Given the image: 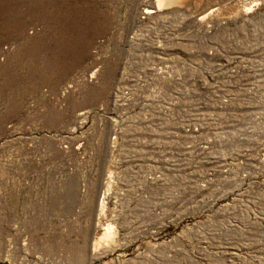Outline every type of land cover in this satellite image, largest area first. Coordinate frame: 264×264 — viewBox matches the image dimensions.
<instances>
[{"label": "rangeland", "instance_id": "rangeland-1", "mask_svg": "<svg viewBox=\"0 0 264 264\" xmlns=\"http://www.w3.org/2000/svg\"><path fill=\"white\" fill-rule=\"evenodd\" d=\"M79 5L0 15V264H264V0Z\"/></svg>", "mask_w": 264, "mask_h": 264}, {"label": "bare ground", "instance_id": "bare-ground-1", "mask_svg": "<svg viewBox=\"0 0 264 264\" xmlns=\"http://www.w3.org/2000/svg\"><path fill=\"white\" fill-rule=\"evenodd\" d=\"M53 2H55L58 7L59 5L62 6V4L63 5L66 4L68 6L67 10H69V13L65 17L57 16V20H59L61 23L65 21V23L68 24L70 29L67 27V29H69V31L67 32L70 33V35L73 37H76L77 32L88 31L91 28V26L95 23V21L98 20L97 16L93 14V12H90V9L86 10L82 5L81 6L79 5V0H0V11L2 9V12H3V14H0V15L4 16V18L6 16L7 17L6 20L13 22V25L12 23H9V24L15 27L16 25H18L21 19L17 14H14L13 12H11V7L13 5H18V4L24 5L25 4L31 7H39V6L47 7L49 5H52ZM171 2H173V0H156V8L158 10H161L163 9L164 5L168 3L170 4ZM143 11L145 14L154 13V11L150 8H145ZM59 15L61 14L59 13ZM15 21H19V22H15ZM62 30L64 29H60L58 32L61 33ZM112 178L113 177H112L111 171H109V174L104 179L106 180V182L103 183L100 197L98 196V200H97L96 227H101L102 233L97 235L92 241L91 252H92L93 259H101L104 256L108 255L109 253L116 251V249H119L118 247H120V244H118L119 240L114 241L116 232L113 231L112 225L108 222L107 223L101 222V219L105 217V214H106V209H105L106 202L111 197V194L113 192L112 191V182H113ZM116 215L119 216L120 213L118 212ZM121 246H123V243H121ZM82 257H84V255H82Z\"/></svg>", "mask_w": 264, "mask_h": 264}]
</instances>
